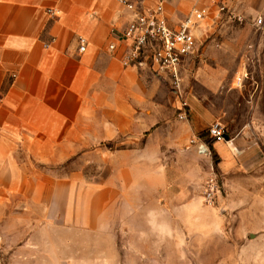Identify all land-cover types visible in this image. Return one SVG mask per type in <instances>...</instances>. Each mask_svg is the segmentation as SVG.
<instances>
[{
  "label": "crops",
  "instance_id": "1",
  "mask_svg": "<svg viewBox=\"0 0 264 264\" xmlns=\"http://www.w3.org/2000/svg\"><path fill=\"white\" fill-rule=\"evenodd\" d=\"M209 2L174 0L167 13L183 20L195 6L208 10ZM227 2L250 8L259 0ZM134 18L119 0H0V228L10 238L22 237L28 249L41 246L42 239L54 244L56 233L65 235L75 251L83 237L101 231L112 237V210L141 171L126 157L141 156L142 150L120 152L108 177H89L77 169L57 175L54 168L79 157L82 149L120 138L136 143L150 133L148 148L157 150L159 86L143 69L122 64L123 32ZM80 38L88 42L84 53ZM228 147L237 166L225 174L244 165L231 143ZM144 218L152 231L174 232L172 215ZM202 221V236L226 237L222 230L211 234ZM243 235L238 234L245 242ZM249 236L252 244L223 250L215 260L251 263L255 258L249 254L261 235Z\"/></svg>",
  "mask_w": 264,
  "mask_h": 264
},
{
  "label": "rangeland",
  "instance_id": "2",
  "mask_svg": "<svg viewBox=\"0 0 264 264\" xmlns=\"http://www.w3.org/2000/svg\"><path fill=\"white\" fill-rule=\"evenodd\" d=\"M263 3L259 0L250 8L229 5L219 17L207 3L211 10L197 33L195 53L180 68L179 88L143 69L158 84L162 99L157 150L148 148L150 133L136 143L120 138L93 150L82 149L79 157L54 168L57 175L77 169L89 177H108L120 161V152L142 150L141 156L126 157L141 171L112 210V237L102 231L83 237L75 251L65 235L56 233L54 244L42 239L41 246L28 249L22 237L10 238L0 228V264H236L215 258L223 250L252 244L249 234L255 240L261 235L258 246L251 249L249 257L255 259L249 264H264ZM184 112L187 122L181 119ZM215 123L224 126L244 160L243 167L232 173L225 174L237 166L228 143L214 145L209 136L200 138ZM202 146L209 150L206 155ZM212 180L217 192L210 202L205 192ZM147 214L172 215L174 232L166 236L160 228L150 230L144 220ZM204 219L211 234L222 230L226 237L202 236ZM238 234H244L245 242Z\"/></svg>",
  "mask_w": 264,
  "mask_h": 264
},
{
  "label": "built area",
  "instance_id": "3",
  "mask_svg": "<svg viewBox=\"0 0 264 264\" xmlns=\"http://www.w3.org/2000/svg\"><path fill=\"white\" fill-rule=\"evenodd\" d=\"M119 1L135 16L122 36L127 44L122 58L123 66L147 68L156 76L168 80L175 88H179L180 68L185 60L195 53L198 45L197 33L211 9L195 7L184 20L174 24L167 13L168 5L174 0H149L145 5H136L125 0ZM210 3L216 8L218 17L228 11L227 0H210ZM50 13L56 15L55 11ZM262 23L263 19L259 21L260 25ZM79 41L81 52H86L87 40L80 38ZM109 48L111 51L117 50L115 44H111ZM239 83H242V80H239ZM181 119L188 121V113H182ZM208 133L214 143H230L227 141L228 135L221 123L213 124ZM216 192L217 184L215 180H212L205 192L206 200L213 201L216 198Z\"/></svg>",
  "mask_w": 264,
  "mask_h": 264
},
{
  "label": "bare ground",
  "instance_id": "4",
  "mask_svg": "<svg viewBox=\"0 0 264 264\" xmlns=\"http://www.w3.org/2000/svg\"><path fill=\"white\" fill-rule=\"evenodd\" d=\"M202 147H203V149L201 148V152L203 150V153L202 154H205L206 155L208 153V149L205 146H202ZM234 149L238 152V150L236 148H234Z\"/></svg>",
  "mask_w": 264,
  "mask_h": 264
},
{
  "label": "trees",
  "instance_id": "5",
  "mask_svg": "<svg viewBox=\"0 0 264 264\" xmlns=\"http://www.w3.org/2000/svg\"><path fill=\"white\" fill-rule=\"evenodd\" d=\"M209 136V133L208 134H201L200 135V138L202 139V140H204L205 138H207ZM211 139V138H210ZM211 143H214V141L211 139Z\"/></svg>",
  "mask_w": 264,
  "mask_h": 264
},
{
  "label": "water",
  "instance_id": "6",
  "mask_svg": "<svg viewBox=\"0 0 264 264\" xmlns=\"http://www.w3.org/2000/svg\"><path fill=\"white\" fill-rule=\"evenodd\" d=\"M227 141H230V138L229 137H227Z\"/></svg>",
  "mask_w": 264,
  "mask_h": 264
}]
</instances>
